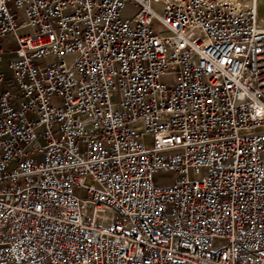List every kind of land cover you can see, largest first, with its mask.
Wrapping results in <instances>:
<instances>
[{
  "label": "built area",
  "instance_id": "built-area-1",
  "mask_svg": "<svg viewBox=\"0 0 264 264\" xmlns=\"http://www.w3.org/2000/svg\"><path fill=\"white\" fill-rule=\"evenodd\" d=\"M0 264H264L258 0H0Z\"/></svg>",
  "mask_w": 264,
  "mask_h": 264
},
{
  "label": "rangeland",
  "instance_id": "rangeland-1",
  "mask_svg": "<svg viewBox=\"0 0 264 264\" xmlns=\"http://www.w3.org/2000/svg\"><path fill=\"white\" fill-rule=\"evenodd\" d=\"M259 11H260V16L263 17L264 19V0H259ZM134 12V8L133 7H128L127 11L125 13V15H132ZM46 62V60H37L36 63L40 64V65H44ZM1 69L5 71L6 76H10V70L7 66L6 63H4L1 66ZM176 178L175 174H169V173H165V174H161L157 176V181H163V182H172L174 179ZM94 181L91 177H87L84 180V185L89 186V185H93ZM222 242L220 240H217L215 242L216 245L221 244Z\"/></svg>",
  "mask_w": 264,
  "mask_h": 264
},
{
  "label": "bare ground",
  "instance_id": "bare-ground-1",
  "mask_svg": "<svg viewBox=\"0 0 264 264\" xmlns=\"http://www.w3.org/2000/svg\"><path fill=\"white\" fill-rule=\"evenodd\" d=\"M259 1V0H258Z\"/></svg>",
  "mask_w": 264,
  "mask_h": 264
},
{
  "label": "crops",
  "instance_id": "crops-1",
  "mask_svg": "<svg viewBox=\"0 0 264 264\" xmlns=\"http://www.w3.org/2000/svg\"><path fill=\"white\" fill-rule=\"evenodd\" d=\"M260 12V11H259Z\"/></svg>",
  "mask_w": 264,
  "mask_h": 264
}]
</instances>
